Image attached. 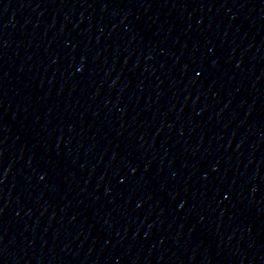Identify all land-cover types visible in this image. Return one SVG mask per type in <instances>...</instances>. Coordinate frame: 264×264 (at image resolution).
I'll return each instance as SVG.
<instances>
[{"label": "water", "instance_id": "obj_1", "mask_svg": "<svg viewBox=\"0 0 264 264\" xmlns=\"http://www.w3.org/2000/svg\"><path fill=\"white\" fill-rule=\"evenodd\" d=\"M0 264H264V0H0Z\"/></svg>", "mask_w": 264, "mask_h": 264}]
</instances>
